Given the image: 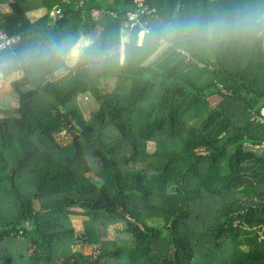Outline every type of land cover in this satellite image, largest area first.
I'll use <instances>...</instances> for the list:
<instances>
[{
    "label": "trees",
    "instance_id": "obj_1",
    "mask_svg": "<svg viewBox=\"0 0 264 264\" xmlns=\"http://www.w3.org/2000/svg\"><path fill=\"white\" fill-rule=\"evenodd\" d=\"M23 1L7 0L10 11L0 13L1 29L20 38L0 64L87 36L95 39L85 53L107 58L85 55L59 77L61 59L37 61L11 81L19 115L0 117V264H264V151L254 148L264 143V40L178 38L152 57L159 39L138 46L140 27L126 25L136 0H33L44 9L35 20ZM142 1L154 8L144 30L158 36L170 21L264 8V0ZM35 36L44 40L25 46ZM120 46L121 60L111 53ZM79 95L98 104L88 120ZM59 130L72 136L68 147L55 142ZM120 142L127 153L115 152ZM55 196L85 209V233L66 214L35 208ZM111 220L123 222L122 233L102 240ZM85 244L98 247L95 260L70 251Z\"/></svg>",
    "mask_w": 264,
    "mask_h": 264
},
{
    "label": "clouds",
    "instance_id": "obj_2",
    "mask_svg": "<svg viewBox=\"0 0 264 264\" xmlns=\"http://www.w3.org/2000/svg\"><path fill=\"white\" fill-rule=\"evenodd\" d=\"M162 33V36H158L157 33L145 30L138 37V46L143 45L146 40L152 43L157 39L162 46H168L171 41L178 38L212 45L231 40H264V8L246 7L207 19L194 17L188 20H174L163 26ZM123 42L126 43V39ZM90 46L91 41L82 38L76 41L66 39L25 50L13 59L0 64V78L6 73H11L13 76L22 75V69L28 64L37 61L45 62L53 58L63 60L70 67L77 64L85 55L94 56L98 60L107 58L101 52L85 53V49ZM119 55L122 59L123 52L121 51Z\"/></svg>",
    "mask_w": 264,
    "mask_h": 264
},
{
    "label": "rangeland",
    "instance_id": "obj_3",
    "mask_svg": "<svg viewBox=\"0 0 264 264\" xmlns=\"http://www.w3.org/2000/svg\"><path fill=\"white\" fill-rule=\"evenodd\" d=\"M6 9L10 11V7L8 5L7 0H1L0 1V13H6V11H5ZM43 13H44V9H43ZM32 14L33 15L30 18V20H35L41 16V15L35 16L34 13H32ZM28 16H31V13H28ZM143 32H144V29H140L138 35L140 36V34ZM89 38H90L91 43L93 42V39H95L94 36H92V37L89 36ZM125 39H128V34L123 39V41ZM166 47L167 46H162L160 43L159 49L157 50L156 54H154V56H152V57H155V55L159 54ZM121 51H123L122 46H120L119 48H117L116 50H114L111 53H114V52L120 53ZM120 60H121V57H120ZM6 61H8V60H6ZM6 61H3V63ZM75 66H76V64L74 66H71L69 69H71V70L75 69ZM22 75L13 76L10 73L6 76L4 75V77H2V79H0V117H2L4 115H8V116H18L19 115L17 113L18 104H19L18 96L12 89L11 81L21 77ZM209 80H210V78L207 79L205 77L203 81L208 82ZM203 83H200V84H203ZM115 85H116V83L114 80H109L105 83L104 86L108 92H112L114 90ZM219 100H220V98L218 96H214V97L210 98V107H214L219 102ZM97 105L98 104L93 99H91L89 96L79 95L76 98V106H77L79 112L81 113V115L83 116V118L85 120H88L89 118H91L93 111L97 108ZM71 123L74 124L75 126H77L78 128L81 127V126L76 124V119H72ZM100 136H102V135H100ZM53 137H54L55 142L58 143L61 147H68L69 143H70V139L72 138V136H70V133L66 130H59L58 133H55V135H53ZM91 143H93V142L91 141ZM112 144L114 145V141H112ZM245 146L249 147L248 145H245ZM254 148L258 149L257 147H254ZM153 149H154V145L148 144V150L152 151ZM122 151L123 152L125 151L127 153V148H126V146H124L123 143L120 142V143H118V148H115V152L118 153L119 155H121ZM202 153L206 154L205 151H203ZM80 157H82V155ZM84 158L86 161L90 162L88 155L85 153H84ZM52 198L54 201L52 200ZM52 198H50L51 200L50 199L40 200L39 198L35 199L34 200L35 208L38 209L39 211H42L43 214H45V213H47V214L51 213L53 215H57V214H59V215L64 214L65 215L66 214V217H67L66 220L69 223L70 227L75 229L76 234L82 235L83 233H85L87 221L90 220V217L87 216L85 213H83L85 211V209H81L78 206H64L62 204L60 198H58L56 196L52 197ZM101 220L103 221L102 223H105L103 218H101ZM184 221L190 222V218H188ZM106 223H107V221H106ZM123 226H124L123 222H119V221H115V220L109 221L108 224L106 225V235L102 237V240H106V241L115 240V238L122 233L121 229ZM60 251L61 252L65 251V249L59 250V252ZM70 251L72 253H76V252L81 253L83 256L92 257V260H95V257L97 255V251H98V247L96 245L85 244L83 246L71 247Z\"/></svg>",
    "mask_w": 264,
    "mask_h": 264
},
{
    "label": "built area",
    "instance_id": "obj_4",
    "mask_svg": "<svg viewBox=\"0 0 264 264\" xmlns=\"http://www.w3.org/2000/svg\"><path fill=\"white\" fill-rule=\"evenodd\" d=\"M84 3V0H74V4L77 7L82 6ZM61 8L56 7L52 10L51 16L53 17V20H55L57 17L61 16ZM154 13V8L149 7L146 3H144L142 0H136L135 1V6L132 9H128L125 12V19H126V25L129 27V29H132V27L139 26L140 29H144L143 25L145 24V21H142L141 18L143 16H153ZM92 14L94 16H98L99 11L94 9L92 11ZM110 14L115 16V12L110 11ZM20 41V38L18 36H9L7 33H5L1 27H0V54L11 47L12 45L18 43ZM178 52H181L185 55H187L184 51L182 50H177ZM188 56V55H187ZM2 79V78H0ZM215 86L217 87L218 90L224 92L223 87L221 84L217 83L214 81ZM260 121L264 123V118H260ZM258 149L264 151V143L260 146H257Z\"/></svg>",
    "mask_w": 264,
    "mask_h": 264
},
{
    "label": "crops",
    "instance_id": "obj_5",
    "mask_svg": "<svg viewBox=\"0 0 264 264\" xmlns=\"http://www.w3.org/2000/svg\"><path fill=\"white\" fill-rule=\"evenodd\" d=\"M21 5L25 9L26 15H27V17L29 19L32 17V15H33L32 13H34L35 16L42 15V13H43V8L42 7H37L35 1H31V0L30 1H26V2L23 1L21 3ZM5 11L8 12L9 10L6 9ZM51 12H52V10H51ZM28 13H31V16H28ZM144 32H145V30H144ZM32 38L33 39H31L30 41L26 42L25 46H27L28 48H31V47L34 46V44L40 43V42H42L44 40V38L41 37V36H35V37H32ZM83 39H85L87 41H90L89 36L83 37ZM63 63H64V61H63ZM69 68H70V66H68L67 64L64 63V67L61 68L59 71H56L54 73V77H59V76L65 74L67 71L71 70Z\"/></svg>",
    "mask_w": 264,
    "mask_h": 264
}]
</instances>
